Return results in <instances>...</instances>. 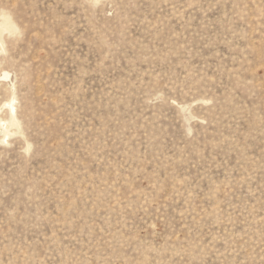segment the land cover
<instances>
[{
	"label": "rangeland",
	"instance_id": "obj_1",
	"mask_svg": "<svg viewBox=\"0 0 264 264\" xmlns=\"http://www.w3.org/2000/svg\"><path fill=\"white\" fill-rule=\"evenodd\" d=\"M0 264H264V0H0Z\"/></svg>",
	"mask_w": 264,
	"mask_h": 264
},
{
	"label": "bare ground",
	"instance_id": "obj_2",
	"mask_svg": "<svg viewBox=\"0 0 264 264\" xmlns=\"http://www.w3.org/2000/svg\"><path fill=\"white\" fill-rule=\"evenodd\" d=\"M3 26H1L2 29H9L10 25L8 22H4V24H2ZM11 110L13 111L14 110V107L13 105H11Z\"/></svg>",
	"mask_w": 264,
	"mask_h": 264
}]
</instances>
